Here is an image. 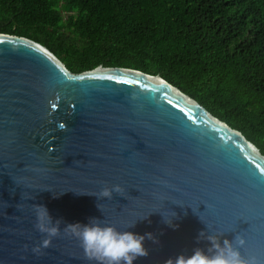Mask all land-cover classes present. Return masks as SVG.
Returning a JSON list of instances; mask_svg holds the SVG:
<instances>
[{
  "label": "water",
  "instance_id": "95a60500",
  "mask_svg": "<svg viewBox=\"0 0 264 264\" xmlns=\"http://www.w3.org/2000/svg\"><path fill=\"white\" fill-rule=\"evenodd\" d=\"M114 184L122 195L97 200ZM35 204L66 223L137 221L128 230L159 243L146 240L134 264L206 249L200 231L223 232L221 243L241 234L242 254L264 264V156L253 143L159 75L74 74L42 44L0 33V264H95L63 222L33 253L45 238Z\"/></svg>",
  "mask_w": 264,
  "mask_h": 264
},
{
  "label": "trees",
  "instance_id": "16d2710c",
  "mask_svg": "<svg viewBox=\"0 0 264 264\" xmlns=\"http://www.w3.org/2000/svg\"><path fill=\"white\" fill-rule=\"evenodd\" d=\"M0 33L74 74L159 75L264 156V0H0Z\"/></svg>",
  "mask_w": 264,
  "mask_h": 264
},
{
  "label": "clouds",
  "instance_id": "9594fccd",
  "mask_svg": "<svg viewBox=\"0 0 264 264\" xmlns=\"http://www.w3.org/2000/svg\"><path fill=\"white\" fill-rule=\"evenodd\" d=\"M113 193L122 195L123 188L114 184L111 187H103L94 194L97 200L101 198L111 199ZM101 210L99 204L96 205ZM36 223L35 228L45 234L39 245L33 247L32 251L39 254L42 249L50 246L52 239L61 234V223H64L63 233L70 234L76 238L84 251L85 256L95 261V264H134L142 257L149 255V249L145 241L158 244V238L150 232L143 234L129 231L136 222L131 223L124 230H118L109 223H104L100 218L89 217L87 223H66L62 218H53L49 215L47 208L43 205L34 206ZM175 216V213H171ZM141 217L140 220L146 219ZM165 223L172 225L171 219L165 218ZM223 232L200 231L196 241L206 240L209 242L206 249L195 247L190 255L180 253L174 257L170 256L164 264H262L256 256L242 254L241 249L246 245V240L241 234H236L232 241L224 239L221 243L220 237Z\"/></svg>",
  "mask_w": 264,
  "mask_h": 264
}]
</instances>
